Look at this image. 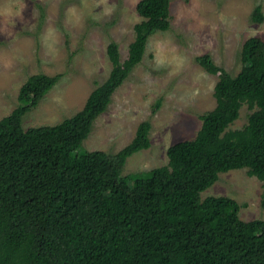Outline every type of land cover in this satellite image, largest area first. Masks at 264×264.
Listing matches in <instances>:
<instances>
[{
  "label": "trees",
  "instance_id": "trees-1",
  "mask_svg": "<svg viewBox=\"0 0 264 264\" xmlns=\"http://www.w3.org/2000/svg\"><path fill=\"white\" fill-rule=\"evenodd\" d=\"M136 11L142 20L127 58L107 44L109 76L80 110L23 128L22 117L59 78L36 73L0 119V264H264V220H242L229 196H200L234 169L247 168L264 185V39L244 40L235 75L209 54L196 57L218 74L215 104L199 115L193 138L168 146L165 165L123 174L127 158L151 144L149 121L115 153L82 148L148 37L170 29V0H139ZM251 17L264 19L260 5ZM244 104L246 124L230 128ZM260 204L264 210V191Z\"/></svg>",
  "mask_w": 264,
  "mask_h": 264
},
{
  "label": "rangeland",
  "instance_id": "rangeland-1",
  "mask_svg": "<svg viewBox=\"0 0 264 264\" xmlns=\"http://www.w3.org/2000/svg\"><path fill=\"white\" fill-rule=\"evenodd\" d=\"M138 1L0 0V119L16 106L26 78L36 73L59 78L22 117L23 128L53 125L80 110L109 76L107 44L117 43L120 60L127 58L134 25L142 20ZM257 5L264 15V0H170V29L148 37L141 60L94 119L82 148L115 153L140 122L149 121L151 144L127 158L123 174L165 165L168 146L193 138L199 115L215 104L218 74L196 57L209 54L213 65L235 75L244 40L264 39V19L251 17ZM250 112L242 105L230 128H241ZM263 191V182L240 168L219 173L200 196H229L240 205L242 220H264Z\"/></svg>",
  "mask_w": 264,
  "mask_h": 264
},
{
  "label": "clouds",
  "instance_id": "clouds-1",
  "mask_svg": "<svg viewBox=\"0 0 264 264\" xmlns=\"http://www.w3.org/2000/svg\"><path fill=\"white\" fill-rule=\"evenodd\" d=\"M219 175V174H218Z\"/></svg>",
  "mask_w": 264,
  "mask_h": 264
}]
</instances>
